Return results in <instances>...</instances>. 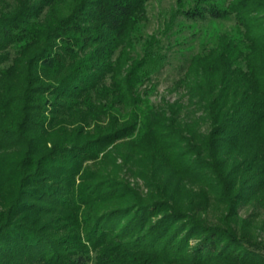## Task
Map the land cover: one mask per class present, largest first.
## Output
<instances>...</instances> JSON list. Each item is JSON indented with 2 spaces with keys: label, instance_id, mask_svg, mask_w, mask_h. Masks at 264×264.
I'll return each mask as SVG.
<instances>
[{
  "label": "trees",
  "instance_id": "obj_1",
  "mask_svg": "<svg viewBox=\"0 0 264 264\" xmlns=\"http://www.w3.org/2000/svg\"><path fill=\"white\" fill-rule=\"evenodd\" d=\"M150 1L0 0V264H264V0ZM179 17L232 26L153 106Z\"/></svg>",
  "mask_w": 264,
  "mask_h": 264
},
{
  "label": "rangeland",
  "instance_id": "obj_2",
  "mask_svg": "<svg viewBox=\"0 0 264 264\" xmlns=\"http://www.w3.org/2000/svg\"><path fill=\"white\" fill-rule=\"evenodd\" d=\"M175 6L176 0H151L148 6L147 32L152 33L158 31L162 28L161 26L163 24L169 22ZM231 26L232 23L229 22H220L217 25H213L208 22L193 23L185 18L179 17L177 24L172 27L171 33L163 35L164 51L169 57L168 63L159 74L153 77L150 83L142 88V90H145L147 87L149 88L150 95L148 98L150 104L159 106L164 101L174 102L182 99L184 91L183 89H177L175 83L184 75L189 56L204 49L205 43L203 42L205 41V35L209 40L213 33L219 30L223 32ZM200 32H203L204 36L201 39L196 41L195 39L189 38L195 33ZM122 177L146 191L144 182L141 179L132 177L128 172H123ZM254 213L258 215L256 220V236L259 240H264V207L260 209L253 208V206L242 207L239 211V216L245 219ZM219 214V210L216 208H211L209 211V215L214 221L217 220Z\"/></svg>",
  "mask_w": 264,
  "mask_h": 264
}]
</instances>
